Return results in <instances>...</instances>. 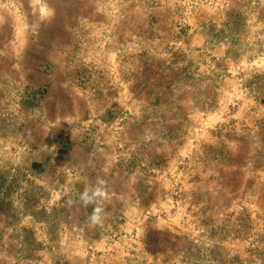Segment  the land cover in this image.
Here are the masks:
<instances>
[{
	"label": "rangeland",
	"instance_id": "obj_1",
	"mask_svg": "<svg viewBox=\"0 0 264 264\" xmlns=\"http://www.w3.org/2000/svg\"><path fill=\"white\" fill-rule=\"evenodd\" d=\"M148 6L161 44L151 45V59L192 91L175 99L189 133L181 154L149 168L159 208L67 225L61 193L47 191L45 164L27 145L36 103L28 105L39 100L7 96L0 104V264H264V0Z\"/></svg>",
	"mask_w": 264,
	"mask_h": 264
},
{
	"label": "crops",
	"instance_id": "obj_2",
	"mask_svg": "<svg viewBox=\"0 0 264 264\" xmlns=\"http://www.w3.org/2000/svg\"><path fill=\"white\" fill-rule=\"evenodd\" d=\"M148 2L0 0V104L7 96L39 100L28 105L36 103L27 145L45 164L47 191L61 193L67 225H99L90 219L97 206L101 220L159 208L149 168L180 155L189 138L175 99L192 91L151 59L149 48L161 44ZM86 188L94 201L87 205ZM97 188L107 197L93 196Z\"/></svg>",
	"mask_w": 264,
	"mask_h": 264
},
{
	"label": "clouds",
	"instance_id": "obj_3",
	"mask_svg": "<svg viewBox=\"0 0 264 264\" xmlns=\"http://www.w3.org/2000/svg\"><path fill=\"white\" fill-rule=\"evenodd\" d=\"M97 182L98 183H103V180H100L98 178ZM93 196H99V197H102V198H106L107 197V193L103 189L97 188V190L93 193ZM81 199L84 201L85 205L94 202L92 197L88 196L87 188L85 189V192L81 195ZM101 211H102V209L99 206L94 208L93 214L90 217L91 222L93 224H96V223L100 222V220H101V216H100Z\"/></svg>",
	"mask_w": 264,
	"mask_h": 264
}]
</instances>
